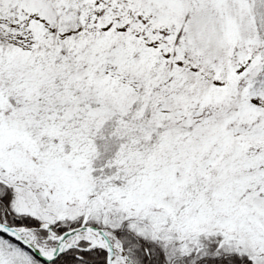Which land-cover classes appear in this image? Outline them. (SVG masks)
<instances>
[{
    "label": "snow or ice",
    "instance_id": "1",
    "mask_svg": "<svg viewBox=\"0 0 264 264\" xmlns=\"http://www.w3.org/2000/svg\"><path fill=\"white\" fill-rule=\"evenodd\" d=\"M0 264H264V0H0Z\"/></svg>",
    "mask_w": 264,
    "mask_h": 264
}]
</instances>
